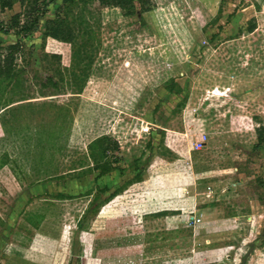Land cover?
Here are the masks:
<instances>
[{
  "label": "rangeland",
  "instance_id": "obj_1",
  "mask_svg": "<svg viewBox=\"0 0 264 264\" xmlns=\"http://www.w3.org/2000/svg\"><path fill=\"white\" fill-rule=\"evenodd\" d=\"M133 4L57 0L29 35L0 31L2 59L21 43L0 81V258L213 264L230 245L216 264H264V0ZM25 8L0 0L1 26Z\"/></svg>",
  "mask_w": 264,
  "mask_h": 264
},
{
  "label": "trees",
  "instance_id": "obj_2",
  "mask_svg": "<svg viewBox=\"0 0 264 264\" xmlns=\"http://www.w3.org/2000/svg\"><path fill=\"white\" fill-rule=\"evenodd\" d=\"M16 0H1V6L2 7H12L13 3ZM57 0H20L21 4L25 6L26 2H28L29 8H25V11L20 12L19 14H16L13 22L7 26L6 28L4 26H1L3 24H0V31H4L5 33H9L10 29L13 27H17L16 32L18 34H23L24 36L29 35L33 32V30L38 27L39 20L42 17V15L46 12V9L49 7L50 3H53ZM100 3L104 6H116L121 7L124 9L132 8L134 0H99ZM23 17L24 19L22 20ZM252 29V28H251ZM253 30V29H252ZM61 33L62 29L59 26V30H57L55 33ZM1 42V40H0ZM7 49L8 54L2 59L0 57V81H7L8 83H13L14 78L17 76V73L13 69V63L16 59V53H18L21 50V43L18 41L16 43L10 44ZM264 128H258L257 134L259 141L261 143L264 141V132L262 131ZM89 147L91 149V155L94 160L98 162V160H101L100 158H103L104 156L107 157V153L110 147L109 143V137L107 135L100 136L96 138L94 141H92L89 144ZM97 147V151L99 149V152H94V148ZM119 145L117 142H115L113 149H118ZM99 158V159H98ZM107 165L102 166V170L107 169ZM1 264V262H0Z\"/></svg>",
  "mask_w": 264,
  "mask_h": 264
},
{
  "label": "crops",
  "instance_id": "obj_3",
  "mask_svg": "<svg viewBox=\"0 0 264 264\" xmlns=\"http://www.w3.org/2000/svg\"><path fill=\"white\" fill-rule=\"evenodd\" d=\"M164 213V212H163ZM198 216V215H197ZM197 218H200L201 220H203V217L202 216H199ZM202 222V221H201ZM51 225H54V224H51V221H46V220H43L41 221L40 225H39V232H44V233H47L46 231L48 232H51V228L50 226ZM14 247H12L11 249H7V253L10 252V254H7L4 255L5 257L4 258H0V262L1 264H4V263H7V264H12L11 263V260L16 262V263H19V264H41L40 262H37L35 260H33L32 258H28L27 255H22L21 253V249H19L18 245H13ZM31 248V247H30ZM231 248L230 245H225V246H220V247H217V248H213V249H207L205 251V255L208 256V255H211L213 256V264H216L218 263L217 261H220L223 259V257H227L228 259L231 257L229 254H228V251H230L229 249ZM24 250V249H23ZM27 250H30V249H27ZM10 261V262H9ZM34 261V262H33ZM223 261V260H222ZM44 264V263H43Z\"/></svg>",
  "mask_w": 264,
  "mask_h": 264
},
{
  "label": "built area",
  "instance_id": "obj_4",
  "mask_svg": "<svg viewBox=\"0 0 264 264\" xmlns=\"http://www.w3.org/2000/svg\"><path fill=\"white\" fill-rule=\"evenodd\" d=\"M142 130L145 132V133H151L152 131V126L150 124H145L142 126ZM202 141H199V144L201 145ZM197 219V222L200 221L201 219L200 218H196Z\"/></svg>",
  "mask_w": 264,
  "mask_h": 264
}]
</instances>
